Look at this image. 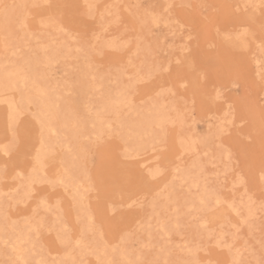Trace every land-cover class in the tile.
Segmentation results:
<instances>
[{
    "label": "rangeland",
    "instance_id": "374dc122",
    "mask_svg": "<svg viewBox=\"0 0 264 264\" xmlns=\"http://www.w3.org/2000/svg\"><path fill=\"white\" fill-rule=\"evenodd\" d=\"M259 2L0 0L16 6L6 15L0 7V139L15 111L34 129L27 149L12 157L18 167L5 168L7 158L0 159V224L35 225L31 264H59L64 226L70 246L97 237L109 260L256 264L264 237ZM65 3L74 7H55ZM18 69L25 86H1L3 74ZM35 84L65 124L59 135L45 131L43 145L34 118L39 109L25 96ZM159 107L166 121L147 128ZM37 150L45 155L43 170L35 164ZM157 168L163 174L145 188L123 183L129 170L147 176ZM186 170L189 178L181 180ZM53 179L55 185L48 183ZM61 179L84 195L83 214ZM203 187L217 206L197 202ZM41 198L46 205L34 212ZM9 252L0 245V264L14 259ZM72 256L69 264H97L88 253L73 249Z\"/></svg>",
    "mask_w": 264,
    "mask_h": 264
},
{
    "label": "bare ground",
    "instance_id": "6f19581e",
    "mask_svg": "<svg viewBox=\"0 0 264 264\" xmlns=\"http://www.w3.org/2000/svg\"><path fill=\"white\" fill-rule=\"evenodd\" d=\"M50 53V52H49ZM47 58V57H46ZM43 60V59H41ZM52 65V64H51ZM14 68V67H13ZM24 67H22L21 70H23ZM1 69V68H0ZM4 70V69H3ZM13 71V70H11ZM25 71V70H23ZM22 73L19 72V69L16 70L14 73H4L2 76V80L4 81V83H2L1 86L8 85L10 87H13L17 84V82H19L18 84H21L20 86L23 87L25 86V78L24 76L21 75ZM32 79V78H31ZM30 80V79H29ZM34 81V80H33ZM2 82V81H0ZM16 82V84H15ZM34 85V84H33ZM128 85V84H127ZM5 87V86H4ZM18 87V86H17ZM37 85L35 84V87H30V91H28V93H25L26 96V100L28 101L29 104H33L34 106H37L39 109L38 114L41 115L42 117H44L47 121V126L45 128L46 133L51 134L53 136L59 135V132L65 127L64 122H62V120L60 119V115L58 114L57 110H55L53 107L54 105L50 104L49 99H48V93H46L44 90L40 89V88H36ZM6 88V87H5ZM16 88V87H15ZM8 89V88H6ZM19 89V88H18ZM44 89V88H43ZM24 90V89H22ZM74 93V92H73ZM78 94V93H77ZM160 94V93H159ZM111 96V95H110ZM23 100V99H22ZM25 100V99H24ZM52 102V101H51ZM156 102V101H155ZM22 103V102H21ZM27 103V102H25ZM86 103V102H84ZM130 103V102H129ZM163 103V102H161ZM36 107V108H37ZM156 107V106H155ZM103 108V107H102ZM135 109V108H134ZM14 110V109H12ZM84 110V109H83ZM16 112V111H15ZM13 115V114H12ZM166 114L163 112L162 107L156 108L155 110H153L152 112H150V114L148 115V117L146 118L144 123L145 125H148L147 128H150V126L152 124L157 125L158 128L159 126H161L165 121H166ZM73 120V119H70ZM90 122V121H89ZM180 124V123H179ZM150 125V126H149ZM104 126V125H103ZM231 126V125H230ZM221 129V128H220ZM139 131V130H138ZM216 133V132H215ZM184 135V134H183ZM210 135V134H209ZM217 135V133H216ZM45 136V135H44ZM49 136V135H48ZM208 136V135H207ZM215 135H213L214 137ZM71 137V136H70ZM189 137V136H188ZM216 138H218L217 136H215ZM214 137V138H215ZM46 139V138H45ZM184 140V139H183ZM189 140V139H188ZM192 140V139H191ZM190 140V141H191ZM205 141V140H204ZM194 142V141H193ZM184 143V142H183ZM182 143V144H183ZM192 143V142H190ZM208 144V143H207ZM181 145V142H180ZM185 145V144H183ZM181 147V146H180ZM183 148V147H181ZM187 148V147H185ZM206 148V147H205ZM67 149V148H66ZM180 149V148H179ZM68 152V151H67ZM187 154V152H186ZM43 156H45L44 154H41ZM132 156V155H131ZM49 157V156H48ZM47 157V158H48ZM44 160V159H43ZM58 161V160H57ZM45 167V166H44ZM190 167V166H189ZM39 169L37 170V172L39 173ZM188 170H186L185 172H181L182 173V179L181 180H187L189 178ZM189 172V171H188ZM67 173V172H66ZM37 174V173H36ZM70 174V173H69ZM32 176V175H31ZM70 176V175H69ZM37 178V177H36ZM34 179V177H33ZM67 179V178H66ZM29 180V178L27 179ZM35 181V180H34ZM31 182V181H30ZM42 183V182H41ZM192 181L191 186H193V188H197V183ZM61 185L64 186V189L69 190L74 192V190L76 191L75 188V183H73V181L68 180V181H63V183H61ZM80 189V188H79ZM75 196H77L79 198V201L76 202L77 204V211L79 213L82 212L83 214V202H82V198L84 195H82L81 193H77L74 192ZM218 197V196H217ZM197 198V202L200 205H204L206 206L208 202H213L214 206H217L219 203H217L218 199L217 198H213V196L211 194H209V192H207L205 190V188L203 187L202 189H200V194H198ZM201 200L204 201V203H201ZM249 200V199H247ZM228 202V201H227ZM239 205V204H238ZM250 206V205H249ZM42 208V207H41ZM235 213L237 210L232 209ZM249 210V209H248ZM234 213V214H235ZM233 214V215H234ZM247 215V214H246ZM252 215V214H251ZM254 216V215H253ZM250 218V217H248ZM83 220V219H82ZM1 223V222H0ZM89 223V222H88ZM6 225V224H5ZM84 225V224H83ZM89 225L85 226L88 227ZM84 227V226H83ZM90 227V226H89ZM65 228V226H64ZM95 229V228H94ZM90 230V229H89ZM37 228L35 227L34 224H31L29 222H25L23 225H16L15 223H10L8 225V228H4L1 224H0V245H4L9 247V255L14 257L13 260H8L10 262V264H25V261L30 262L31 260V254L34 253V250L31 249L32 247V243L30 241V234L35 232L36 233ZM39 231V230H38ZM84 230H82L83 232ZM37 234V233H36ZM80 241L79 245H77L76 241L73 242V244H71V246L69 245L71 242L69 240H65V239H60V241H58L59 245L61 247L64 248V253L61 255L60 257V262H63V264H69L73 262V256H72V251L73 249L79 253H88V255H91V257L94 258V261L98 264V261L100 260H104V261H108L109 257L111 256V252H108V249H106L107 244L105 245V243L101 244V241L96 237L94 239L95 243L91 244L90 242H85L81 239H78ZM219 245V243H218ZM220 247V245H219ZM224 247V246H223ZM119 248V247H118ZM113 249V248H112ZM111 249V250H112ZM121 249V248H120ZM110 250V251H111ZM3 251V250H1ZM119 252V251H118ZM239 252V251H238ZM113 253V252H112ZM119 255L123 258L124 254L122 252L119 253ZM236 255V254H235ZM1 256V253H0ZM80 256V255H78ZM4 257V256H3ZM2 258V257H1ZM5 258V257H4ZM9 258V256H8ZM41 258V257H40ZM239 258V257H237ZM79 259V258H78ZM222 259V258H221ZM37 260H35L36 262ZM79 261V260H78Z\"/></svg>",
    "mask_w": 264,
    "mask_h": 264
},
{
    "label": "snow or ice",
    "instance_id": "6c2138e0",
    "mask_svg": "<svg viewBox=\"0 0 264 264\" xmlns=\"http://www.w3.org/2000/svg\"><path fill=\"white\" fill-rule=\"evenodd\" d=\"M3 8L5 15L7 14V11L9 8L16 7L15 5H2L0 6ZM33 7H38V5H33ZM48 7H53V5H48ZM56 8L58 9H72L74 5L71 3H65V4H58L55 5ZM172 5H168V8H171ZM257 7L261 8L264 10V0H260L259 5ZM77 51H80V49H77ZM161 70L168 72L170 69L168 68H162ZM219 95V94H218ZM23 116V112L17 111L13 114V116L10 118V122L4 131L3 138L0 139V159L7 158L4 163H5V168L7 165L11 162L14 166H19L20 161L19 160H13L12 157L16 156L19 157L29 146V144L32 141L33 138V126L30 121H28L26 118L21 119L20 117ZM39 124V133H40V142L41 145L44 144V135H45V128L47 126V121L44 117L41 115L37 114L34 117ZM262 137H264V130H262L261 133ZM35 164L39 165L40 170H43L44 164L41 161V154L40 150H37V153L34 157ZM33 173L37 172V168L34 165L32 169ZM162 171L160 168H157L155 173H148L147 176L140 175L137 176L133 171L129 170L126 175L123 177V183L129 187H135V188H145L147 187L148 184H150L152 181H154L157 176L162 175ZM35 181H33L34 183ZM61 183H63V180H60ZM48 183L55 185L56 180H49ZM28 197L32 196L31 190H29L28 193H26ZM201 203L203 204L204 201L201 200ZM219 203V201H217ZM46 205V200L45 198H41L37 208L34 209V212L38 211V209L42 206ZM133 205H129V207H132ZM191 211V210H190ZM70 232L71 229L68 227H65V233L66 235L62 237V239L65 240H70ZM123 242V238H122ZM77 245H79L80 241H76ZM229 249L231 246H228ZM260 248H261V257L260 259L256 262V264H264V237L261 238L260 241ZM113 251H116L115 247L113 248ZM25 264H31V262L25 261ZM35 264H58L56 261H48L46 259H40L35 262ZM59 264H63V262H59ZM98 264H159V261H154V260H146L143 259L141 256H138L135 260L131 259H121L120 261L116 260H100L98 261ZM165 264H168L166 261ZM194 264H200L199 261H195ZM216 264H221V262L217 261ZM231 264H244V261L240 259H233L231 261Z\"/></svg>",
    "mask_w": 264,
    "mask_h": 264
}]
</instances>
